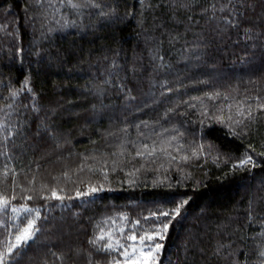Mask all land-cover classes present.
<instances>
[{
    "label": "trees",
    "instance_id": "16d2710c",
    "mask_svg": "<svg viewBox=\"0 0 264 264\" xmlns=\"http://www.w3.org/2000/svg\"><path fill=\"white\" fill-rule=\"evenodd\" d=\"M99 2L116 4L121 15L133 5L140 8L137 0ZM145 2L152 7L144 10L140 27L136 18L114 26L87 11L80 17L52 0L59 8L55 19L63 14L84 26L60 30L51 16L41 29L34 0H0V116L11 111L10 122L19 129L6 146L0 143V189L13 194V173L4 172L5 166L14 169L12 203L38 207L46 217L38 222L43 231L15 258L19 264L55 260L49 249L64 252V264H87L89 251L103 264L122 259L89 244L96 225L117 235L120 228L125 236L133 230L140 235L164 220L150 212L174 208L182 199L188 204L160 241V264H224L212 252L229 234L237 245L244 238L239 258L246 251L249 264H257L253 238L264 219V157L257 155L264 152V110L257 109L256 97L264 102V34L250 41L242 30L218 35L200 14L213 0H200L195 14L180 11L175 19L166 0ZM253 23L257 33L264 30V20ZM69 51L75 54L63 63L56 59ZM10 89L22 90L12 97ZM247 105L252 120L237 114L238 106ZM229 115L243 124L230 128ZM143 144L155 153L137 156ZM246 150L260 166L233 170ZM90 186L100 190L87 194ZM53 188L65 199H46ZM77 190L86 195L78 197ZM250 200L257 217L251 223ZM12 216L10 208L0 213L9 231ZM6 234L0 225V241ZM76 249L83 251L77 255Z\"/></svg>",
    "mask_w": 264,
    "mask_h": 264
},
{
    "label": "snow or ice",
    "instance_id": "6c2138e0",
    "mask_svg": "<svg viewBox=\"0 0 264 264\" xmlns=\"http://www.w3.org/2000/svg\"><path fill=\"white\" fill-rule=\"evenodd\" d=\"M61 4L66 3L67 6L74 10L77 15L83 17L85 11L88 12V15L95 14L98 21L108 22L114 26H119L120 24L127 23L130 18H136V22L138 26L143 27L145 23L144 18V10L146 8H151V4H146L145 0H137L140 5L139 11L133 5L130 8H127L124 13L121 15L116 4H112L111 6L99 2V0H59ZM200 6V0H166V7L172 12V18H176V13L183 11L184 13H193L195 14V10ZM36 9L33 13L34 18L40 20V27L44 29L45 21H47L48 17L51 16L53 19L56 17V13L59 11V8H54L52 0H34L32 5ZM52 9V11H49ZM107 9V10H105ZM94 10V13L93 11ZM27 11V7L25 9ZM209 11L211 15H209ZM200 14L207 17V23L209 25L215 24V31L218 35L227 34L231 30L243 31V39L245 41L258 39L261 34H264V30H261L260 33H257L256 25L253 23V20H264V0H213L212 3L208 4L207 7L200 8ZM188 20H192L193 16H187ZM55 23L60 30L67 29L69 27H80L83 28V25H77L75 20H69L66 15H61L59 19H55ZM3 27V25H0ZM6 30V29H5ZM48 32L54 31V29L49 26L47 29ZM41 35H44L42 31ZM170 39H176L175 36H170ZM253 48L256 47L255 44L252 45ZM157 52L159 49L156 50ZM74 52H67L65 54L57 53L56 59L63 63L67 56L74 55ZM153 58H156L154 55ZM163 60V57H159ZM107 59V57H104ZM83 62V61H81ZM112 67H116L115 60L112 61ZM134 70V69H133ZM29 83V78L26 76L24 81L22 82V88L24 85ZM167 83V82H165ZM22 89H10V94L12 97H16ZM27 91L32 92V88H27ZM171 91V89H169ZM102 94V91L100 92ZM215 95H219L216 93ZM35 96V93H33ZM257 100V109L264 110V102H260L261 98L259 96L256 97ZM9 110H13V105L8 104L5 106ZM35 105L33 108L35 109ZM95 107V106H93ZM0 111H3L0 109ZM38 111V109H37ZM172 111V109H169ZM229 111H231V105H229ZM237 114L242 117H247L249 120L254 119L253 117V109L251 105H247L244 108L237 107ZM11 111L4 112L3 116H0V143L4 146L7 145L10 137H14L18 132L17 125L13 122H10ZM218 122H225L224 117H215ZM227 121L230 122L229 126L231 128V124L241 125L243 124V120L237 119L233 120L232 116L229 115L227 117ZM145 124L146 122H141ZM139 128V125H137ZM230 134L233 136H239L234 129L230 131ZM39 135V133H37ZM183 135V133H180ZM172 140H175L176 137H171ZM162 144L168 143V141H162ZM144 151H136L137 156H143L145 154L152 155L155 153L156 149L153 146L151 149L147 144H143L141 146ZM204 147L203 144L198 145L199 149ZM209 149H212L214 146L209 144ZM248 149L255 151L252 148V145H248ZM161 151H164V148H161ZM197 149H193V155H197ZM257 155L264 157V152L257 153ZM183 159H188V157H183ZM247 165H251V169H255L260 165L254 160L253 156L249 154L246 150L243 154V157L238 160L236 164H233V170L237 168L243 169ZM250 170V169H249ZM8 172L13 173L12 177V188L13 194L11 196L6 195L4 190L0 189V213H4L7 215L9 208L11 209V213L13 214L12 219L15 221L11 228L13 231L8 230V225L5 223L3 219H0V225H4L6 235L2 241H0V264H19L16 257H21L24 254V249L26 246L30 245L31 242H34L43 230L39 226V221L41 219H46V217L41 216L40 208H32L28 205H20L17 207L12 203L13 200L16 199L14 194L15 188V172L14 169H9L5 166L4 175L6 176ZM67 176V173H64ZM35 177L29 181V184L34 183ZM45 186L42 185V189ZM24 191H34V189H23ZM100 188L97 187H89L88 193H95L99 191ZM51 195L45 197L46 199L55 198L56 200H64L65 197L60 195L55 188L50 189ZM76 195L78 197L86 195V193L77 190ZM33 196H27L26 199L32 200ZM71 199V197H69ZM188 204L187 199H182L176 203L174 208L168 210H160L157 209L156 212H150V216L164 217V220L160 223L153 225L151 228L143 231L142 234L137 235V233L133 230L131 235H124V229H118V235L114 233L111 229L105 230L100 227L99 224L96 225L98 229V234L94 235L92 239L88 242L89 244L95 247V251L99 253H105L110 255L111 252L115 251L118 253L120 258H110L107 260L106 264H160V254L164 248V244L160 241H163L167 238V233L170 227L173 225V222L177 220V218L181 217V210L184 206ZM254 205L253 201H249L248 209L246 210L247 220L249 223L253 222L257 219L254 215ZM23 214V219L21 216ZM118 215L123 216L125 219L126 214L119 213ZM264 216V213L261 214ZM111 220V218H108ZM147 220V217L145 218ZM114 223V221H113ZM140 221H135V225H139ZM256 243L255 254L257 256V264H264V219L260 221V231L253 238ZM244 238L240 237V245H237L235 241L230 238L227 240H218L216 242V246L213 249L212 255L220 258L224 261V264H249L248 261V252H244V259L239 258V254L241 252V247L243 245ZM83 250L76 249L75 252L79 255ZM203 251V250H201ZM51 256L56 258L55 260L49 261L48 259H44L42 264H64L65 261V253L60 252L57 253L49 249ZM87 264H103L101 261L93 260V253L87 252ZM75 264V262H73Z\"/></svg>",
    "mask_w": 264,
    "mask_h": 264
}]
</instances>
